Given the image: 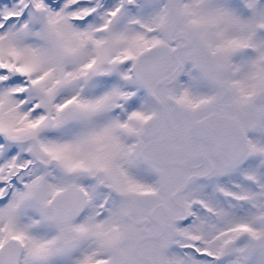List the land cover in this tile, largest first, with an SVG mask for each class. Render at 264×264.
I'll list each match as a JSON object with an SVG mask.
<instances>
[{
	"label": "snow or ice",
	"instance_id": "1",
	"mask_svg": "<svg viewBox=\"0 0 264 264\" xmlns=\"http://www.w3.org/2000/svg\"><path fill=\"white\" fill-rule=\"evenodd\" d=\"M0 264H264V0H0Z\"/></svg>",
	"mask_w": 264,
	"mask_h": 264
}]
</instances>
